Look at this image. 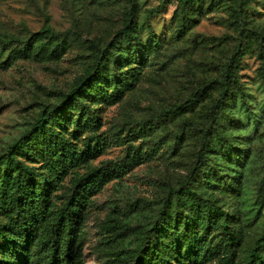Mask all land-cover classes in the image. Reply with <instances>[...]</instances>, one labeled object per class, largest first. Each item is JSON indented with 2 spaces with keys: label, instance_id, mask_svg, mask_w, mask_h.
Returning a JSON list of instances; mask_svg holds the SVG:
<instances>
[{
  "label": "rangeland",
  "instance_id": "obj_1",
  "mask_svg": "<svg viewBox=\"0 0 264 264\" xmlns=\"http://www.w3.org/2000/svg\"><path fill=\"white\" fill-rule=\"evenodd\" d=\"M129 16L137 23L141 45L118 53L105 78L67 105L64 128H56L74 151H92L53 192L58 205L72 192L74 179L95 168L107 170L81 207V264H106L107 216L127 226L123 243L135 251L143 232L154 225L167 186L178 187L189 176L222 214L207 221L187 212L169 224L158 240L165 260L219 264L230 255L233 264H248L264 233V76L258 48L264 46V0H204L185 14L177 1L0 0V35L27 39L47 27L68 33L69 39L64 46L40 40L33 44V56L0 70V157L42 109L57 106L91 75V43L103 48ZM237 49L239 90L210 122L220 99L214 82L222 79ZM203 88L207 94L193 109L155 122ZM139 121L153 122L152 130L138 131ZM210 128L222 140L196 169ZM28 159L20 157L31 167H44L36 153L34 164Z\"/></svg>",
  "mask_w": 264,
  "mask_h": 264
},
{
  "label": "trees",
  "instance_id": "obj_2",
  "mask_svg": "<svg viewBox=\"0 0 264 264\" xmlns=\"http://www.w3.org/2000/svg\"><path fill=\"white\" fill-rule=\"evenodd\" d=\"M161 1L165 4L179 2L185 14L204 0ZM43 39L52 40L58 46H64L69 40L68 33H56L47 27L31 34L27 39L0 35V70H6L15 62L33 56V44ZM140 45L138 26L132 16L124 21L112 40L103 48L92 42L94 63L91 75L80 80L67 95L61 96L57 106L51 110L42 109L25 134L0 157V264H81L78 236L81 207L107 170L95 168L74 179L72 192L64 194V202L58 205L53 192L67 171L92 151L90 148L81 152L74 151L71 143L65 142L56 128H64L67 105L85 92L88 85H96L97 80L105 78L109 62L118 53L124 48H139ZM258 48L263 60L261 72L264 76V46L260 44ZM240 57V50H235L225 65L222 79L214 82L220 90V99L211 110L210 122L215 121L217 109H221L224 100L239 90L234 70ZM206 94V88L197 91L185 105L158 115L155 122H163L166 118L188 112ZM151 125L153 122L139 121L135 123V128L146 135L152 130ZM220 140L222 137L219 134L214 137L211 128L203 135L196 169L201 167L205 154ZM34 153L44 160V167H31L20 160L21 156H27L29 162L34 164ZM193 180L194 177L189 176L178 187L167 186L154 225L143 232L135 251L128 250L123 243L127 226L119 224L116 218L107 216L105 227L110 253L106 264H169L158 241L169 224L177 222L187 212H192L198 219L205 217L207 221L221 215L222 210L193 187ZM247 262L264 264V233L249 252ZM219 264H233V256H224Z\"/></svg>",
  "mask_w": 264,
  "mask_h": 264
}]
</instances>
